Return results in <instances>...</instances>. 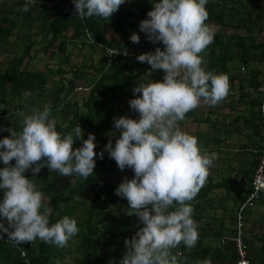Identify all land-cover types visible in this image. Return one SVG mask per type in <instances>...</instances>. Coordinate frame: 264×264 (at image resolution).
I'll list each match as a JSON object with an SVG mask.
<instances>
[{"label": "clouds", "instance_id": "obj_1", "mask_svg": "<svg viewBox=\"0 0 264 264\" xmlns=\"http://www.w3.org/2000/svg\"><path fill=\"white\" fill-rule=\"evenodd\" d=\"M125 2L73 0L74 15L81 20L98 17L108 22ZM151 2L153 7L139 28L150 42H162L164 47L141 53L137 60L149 64L151 72L163 70L165 76L160 81H140L134 87L137 95L129 106L139 118L115 117V131L110 133L115 144L109 139L99 152L100 159L107 152L120 170L129 168L134 172L133 178L123 179L115 194L128 201L126 214L136 215L142 226L125 239L126 252L119 264H180L172 250L181 244L187 248L196 245L198 231L190 202L204 185L217 155L203 151L195 136L181 130L179 122L185 120L186 114L201 103L216 106L222 100L235 102L245 94L256 93L260 95L257 109L261 122L264 94L259 87L264 84L257 89L251 84H245L242 90L232 89L227 76L203 66L201 53L214 39L212 28L205 23L208 0ZM33 3L34 0H25L19 10L27 12ZM140 38L133 33L130 40L139 43ZM118 54L119 51L110 55ZM228 94L234 95L233 100H228ZM17 115L23 117L21 130L9 128L10 135L0 139V161L4 165L0 167V189L4 193L0 200V235L7 234L15 243L39 239L66 248L79 232L77 221L65 215L50 225V210L43 207V193L25 173L31 169L32 176H38L47 166L50 172L88 180L96 167L95 135L84 139L80 124L62 135L49 118L47 107L32 109L30 115ZM76 140L82 144L74 148ZM177 253L180 255V251Z\"/></svg>", "mask_w": 264, "mask_h": 264}, {"label": "trees", "instance_id": "obj_2", "mask_svg": "<svg viewBox=\"0 0 264 264\" xmlns=\"http://www.w3.org/2000/svg\"><path fill=\"white\" fill-rule=\"evenodd\" d=\"M16 1L17 6L14 12L3 10L0 7V48L2 45L8 46L7 38L12 33L16 23L14 17H22L23 20L21 22L30 26L31 12L34 10L35 6L41 5L45 8V11H43V15L38 19L40 25L37 35H42V39L39 43L42 44V50H46L57 43L56 51L59 53L60 59L56 72L60 74L61 77L64 78V75L67 74L66 67L69 64L70 57L74 53L67 49V43L75 44V51L87 46L90 47V53L98 54L94 63L92 55L89 56L93 59H91L92 63L89 67L94 68L97 71V75H95L96 77L92 76L90 79L93 82L92 87L81 104L85 110L80 111L78 109L79 106H76L77 103L75 102L73 108L64 111L63 116H67L68 113L71 114L69 123L65 126L59 124L61 122L55 123L58 131L65 130L66 132H71L72 129L79 124L82 129L89 127L95 129L102 128L100 121H105L110 116L112 111L111 104H113L115 100L120 99L121 92L124 88L132 84L136 86L140 81L148 83L152 80H163L165 76L163 70L151 72V66L149 64L146 62L141 63L137 60V56L141 53L155 51L156 47H164L161 42L160 44H153L149 40L146 42V34L140 31V21L137 22L138 18H147L148 11L153 7L151 0H139L140 4L137 12L131 10L125 2L120 9L113 14L111 20L108 22L98 17L81 20L74 15L75 8L73 0H34L32 7L27 12L19 10L25 4V0ZM153 2H155V0H153ZM206 9L209 16L205 23L209 26L216 25L218 29L214 32L213 42L201 53L204 68L207 71L227 76L229 85H231L233 80H238L240 85L239 89L241 90L245 87V83L251 84V86L257 89L259 85L264 84V71L256 67L264 65V0H208ZM238 29L242 32H237ZM107 30H111V34H108ZM133 33H138L140 35L141 38L139 43L131 42L130 37ZM26 34L28 37L31 36V33L27 32ZM35 43L37 42L31 40L25 44L22 53L15 59L18 65L22 63L30 48ZM2 49L7 50V48L4 47ZM118 49L124 52L127 51L128 54L110 55L114 53V50ZM71 68H73V77L78 79L87 77L81 65L77 67L71 65ZM245 68L249 69L248 77H240V73L243 72ZM44 71L45 70H40L38 68L28 69L25 67L21 69H6L4 71L0 69V131L4 129V124H10V126L17 124L19 127L14 126V128H11L16 131L21 130L22 121L18 122L12 119L7 121L6 119L7 115L11 116L16 113H14L13 110L9 111L7 108L1 107V105L5 104L8 106L10 104V100L6 97L8 93L9 96L11 95V98H19L22 90L29 91L31 96H42L45 93V85L48 79L53 77L51 70ZM138 72L143 75V80L140 79V76H136ZM77 75L79 76L77 77ZM62 79L60 78V81H57L61 84L59 87L60 91L65 89V84ZM71 81L73 82V80ZM76 85L77 84L73 86L74 89L78 88ZM128 92L129 101L137 95L133 92V89H129ZM229 104H232L231 108L234 107L233 102H229ZM16 109L17 108L14 110ZM256 112L257 118L253 117L251 114V118L246 120L251 124L252 135L257 138L256 143L257 141L260 143L259 109H257ZM242 113L243 112L236 114L234 118H232V123L233 121L238 122ZM186 117H190L195 121L201 120L194 110L187 113ZM207 117L210 120L209 115ZM0 139H2L1 135ZM256 143L252 142V145ZM81 144V140H76L73 147H79ZM259 147L258 144L254 149H259ZM103 148H96V167L95 174L92 175V177H89L88 180H84L77 176L78 179L74 181L68 189L65 191L59 190L48 197V205L55 213H60L66 210L67 204L73 202L75 196L80 194L86 186H91L93 199L90 201V207L87 210L84 223L81 225L76 235L79 239V250L81 253L79 260L80 264H101L93 253L94 237L99 233L101 229L100 226L108 220L110 214H101L102 212L100 213V211H98V213L96 212L97 210L95 207L97 206L98 200L103 197V195H106L110 200L114 201L112 202L115 203L116 206H119V209L125 203L128 204L126 199L115 194L117 185L106 180V174L117 167V164L114 159L109 158L107 152L104 154L105 158L103 157V159H100L99 152ZM252 153L256 156L254 151H252ZM251 160L254 168L256 159L252 158ZM11 163L15 164V160ZM0 167H4L2 161H0ZM253 168H248L244 171L245 173H242L240 178L238 177V173L233 176L232 181L235 182L236 185L232 189L236 194H239V191L241 192V179H243L245 175L250 176L251 174L248 175V173H252V170H254ZM45 169H47V166ZM25 175L29 176L31 180L33 179L30 171L27 170ZM133 176L134 172L131 170V172L127 174V177L131 179ZM229 179L213 181V179L209 177L196 197L190 202L193 208L192 218L194 220L200 221L202 214L199 208L203 202L207 201L209 192L213 188H218L220 186L230 187L231 182ZM38 180L40 179L38 178ZM236 196L234 197L236 199L235 204H238L240 200L239 195ZM61 204H66V206L61 209ZM203 206L202 208H204V210L209 209L208 205ZM72 207L70 206V209H72ZM100 210L102 211V209ZM232 212L233 213L227 215V219L230 223L228 227L216 225L217 227L213 229L218 231L216 234L217 237L223 235L230 237L223 246L217 248L219 256L224 253L225 256L229 257L231 262H235L237 254L235 252V242L232 238L235 237L238 232L236 226L237 222L240 220V222L244 224L246 219L243 217L244 210L239 211V206L237 211L234 210ZM125 216L131 218L133 222L136 223V225L129 230L132 236V232L138 231V227L142 225H138V217L136 215L129 216L125 214ZM57 219V216H53V213H51L49 220L50 225L55 223ZM201 227L203 226H197V228ZM241 235L243 242L247 246V253L250 255L251 261L254 264H263V257L258 254L257 247L252 243V238L246 236L244 230L241 231ZM255 235L257 240H264L262 236L258 234ZM202 238V236L198 235L196 245L191 248L193 249L192 254H194L195 258L209 251V245L202 243ZM252 245L258 259H256L255 254L252 253ZM27 246L28 243H0V259L3 264H55V253L51 249L52 245L40 240L37 244V250L28 251L29 249ZM21 248L26 250L28 262L20 255ZM66 248H58L60 255L63 256V251ZM181 248L183 250V252L180 251L181 257L184 255H191L190 250V252H185L186 247L183 244Z\"/></svg>", "mask_w": 264, "mask_h": 264}, {"label": "rangeland", "instance_id": "obj_3", "mask_svg": "<svg viewBox=\"0 0 264 264\" xmlns=\"http://www.w3.org/2000/svg\"><path fill=\"white\" fill-rule=\"evenodd\" d=\"M126 3L128 4V7L137 12L138 6H139V0H126ZM17 1L16 0H0V7L3 10H10L12 12L16 11ZM37 8H40L41 10L45 11V8L41 5H37ZM13 16V14H12ZM16 19L15 27L11 33V35L8 36V46L2 45L0 48V69L1 71L4 70H11V69H21L23 67L28 69H34L38 68L40 70H51L53 73V77H50L48 79L46 85H45V93L42 96H31L29 91L22 90L21 95L19 98H11V95H7L6 97L10 100V104L8 106L1 105V107L7 108V110L11 111L13 110L14 113L11 116L7 115L6 119L7 121L12 119L15 121H18L19 118L23 120L22 116H18V112H23L26 115L32 114V109L37 110H43L45 107H47L50 110V119L54 120L56 122H61L62 126H65L69 123L70 119V113H68L67 116L64 115V111L69 110L70 108H73L74 103L76 102L79 106L80 111H84L85 108L81 106L83 103V100L87 97L89 90L92 87V76L97 75V71L94 68H90L89 65L92 63V58L89 56L92 55L94 58V61L97 59L98 54L96 53H90V47H84L83 49L76 50V46L73 43H67V49L73 53V55L70 57V61L68 66L66 67L67 74L64 75V78L60 76L56 72L58 61H59V53L56 51L57 43L54 46L49 47L46 50L41 49V45L39 42L42 39V35L38 36L36 33L37 29V22H34L33 29L31 30V38L27 36V32H25L23 35H21L20 29H21V20L19 16L14 17ZM143 19H137L138 21H142ZM213 32H215L218 27L216 25H210ZM22 31H25V27H23ZM30 30H28L29 32ZM108 34H111V30H107ZM237 32H242L241 30H237ZM19 33L18 35H16ZM34 40L37 43H35L23 59L21 64H17L15 62V59L18 55L22 53V49L24 48L25 44H27L29 41ZM20 42V47L18 48L15 42ZM146 42H148V39H146ZM162 43V42H161ZM160 44V43H159ZM15 45V46H14ZM159 46V45H158ZM7 48V50H3L2 48ZM17 51V52H16ZM16 54V56H15ZM94 54V55H93ZM92 59V60H91ZM17 65V66H16ZM71 65L73 67L80 66L83 68L84 74L87 76L83 79H78L76 77H73V71L71 68ZM257 68H261L260 70L264 71V65L256 66ZM242 70V69H241ZM44 71V72H45ZM237 72V71H236ZM249 75V69L245 68L243 72L240 73V77H248ZM79 75H77L78 77ZM136 76H140V79L143 80V75L138 72ZM96 77V76H95ZM94 77V78H95ZM60 78L63 80L65 84V89L63 91H60V83L57 82L60 81ZM74 78V79H73ZM73 80V82L71 81ZM77 84L78 88H73V86ZM134 84L131 86L124 88V90L121 92V96L119 100H115L113 104H111V114L110 116L104 121H100L102 128H85L84 129V139H87L89 134H94L96 138V148H103L108 143L109 139H112L113 145L115 144V138L110 135L111 132L115 131L114 129V118L117 116H124L128 115L134 118H139V114L134 112L130 109L129 106V89H134ZM258 94L252 93V98H256ZM230 97V98H229ZM234 97L233 94H228L227 98L228 100H233ZM11 98V99H10ZM260 98V95H258L257 100ZM226 99V98H225ZM250 106H244L242 102L234 103V107L231 108L229 101L222 100L220 103H218L216 106H213L216 108L215 111L218 112L220 115L218 116L219 123H215V126L219 127V133L223 134L221 138H223V141L221 144H219L217 147L213 144L214 140L207 139V133L209 137L210 130L208 132L207 123H199L195 124L193 122H190V118L186 117L184 121L179 122V126L181 130L187 132L190 135L195 136L197 139L200 137V134H203L204 136V143L200 139H198L199 146L203 151H207L209 154L216 153L217 159L214 161L212 167L209 169V174L206 178L205 183L209 179V175L212 174L213 181H221L222 179H229V181L232 184V187H225L220 186L218 188H213L208 196L207 201L203 202L200 206V212L202 214V217L200 221H195L197 226H203L201 228H197L198 234L203 235L205 232H208V235L213 234L211 231V226H214L215 224L218 225L220 220L226 221L227 218L225 214H227L226 207L230 208L231 206H235L234 203L236 202L235 197V191L232 189L235 186V182H233L232 178L234 174L240 173L238 176L242 175L245 169L246 162L249 161L248 159H252L251 153L252 150L244 149L242 147V139L240 142L237 141V136L239 137L241 135V131H243L246 127L247 121H243V119H250L251 114L253 117L257 118V103L253 102ZM17 108L16 110H14ZM208 108V105H205L203 103L200 104L199 107L194 109L198 117L201 116L202 112L201 110L204 109L206 112V109ZM243 110L244 113L241 114L240 119L238 122L232 123V118L236 114L240 113L237 110ZM253 111V112H252ZM252 112V113H251ZM9 113V112H8ZM204 113V112H203ZM252 117V118H253ZM213 119V118H212ZM231 123H230V122ZM17 123V122H16ZM196 126L198 128V131L196 130ZM237 127V132H233L230 135H227L225 129L231 128L234 130V128ZM197 131V132H196ZM59 132L64 135L67 134L65 130H59ZM224 132V133H223ZM2 131H0L1 135ZM119 133H117V136ZM253 142L256 143L257 138L253 136ZM207 143L210 147H206ZM105 158V157H104ZM132 169L126 168L123 171L120 170L118 167H115L111 171H109L106 174V180L110 183H115L117 187L119 184L123 181L125 177H127V174L131 172ZM28 171L31 172L32 170L29 169ZM95 172L93 173V175ZM33 183L36 184V187L39 191L43 193L44 201H43V207L49 209V220L51 213H53V216H57V220L61 219L63 216L67 215L70 218H74L77 221L78 228L80 230L81 225L84 223V219L87 215V210L90 207V201L93 199V191L91 190V186H86L83 191L75 196V199L73 202L66 204H61L60 208L63 209V207L66 206V210L63 212H54V210L48 205V197L52 193H55L59 190L65 191L68 189L71 184L74 183L78 178L77 176H62L57 172H50L49 168L42 169L38 176H32ZM75 177V178H74ZM38 178L40 180H38ZM3 191V190H0ZM3 197V196H1ZM113 200H110V198L106 195H103L98 202H97V210L96 212L100 211L101 214L107 213L110 214V217L108 220H106L101 226L99 233L94 237V244H93V250L94 255L98 260L101 262V264H119L120 259L124 256L126 252L125 248V239L132 237L130 235V229L131 227L136 225L135 222L131 218H127L125 216L126 209L128 207V204L125 203L122 207L116 206L115 203L112 202ZM238 202V201H237ZM203 205H208L209 209L204 210ZM70 206L72 209H70ZM240 206V203L238 204ZM252 206V205H249ZM247 206L243 217L246 219V217H254L257 219L260 216V212H264V204L261 202H256L254 208H250ZM102 209V211L100 210ZM43 212V208L41 209ZM232 212V210H230ZM262 220L258 219V221L253 220V222L245 221L244 224L241 222H238V224H241L242 230H244V233H248V237H250L249 229L255 228L256 232L255 234H258L259 236H262L264 238V221H263V215H261ZM255 221V222H254ZM253 223V224H252ZM240 227V228H241ZM134 230V229H133ZM241 230V229H240ZM257 237L255 235L254 240H256ZM40 240L37 239L33 242L28 243V251L30 250H37V244ZM68 247L63 251V256L60 255L58 251V247L52 245L51 249L55 253L54 263L55 264H80V250H79V239L77 236L73 237L69 240ZM259 241V240H258ZM264 241V240H262ZM208 238L203 239V243L207 244L210 243ZM214 243L218 244V241H213ZM253 243V242H252ZM262 243V244H261ZM261 245L264 246V242H260ZM258 242H254L253 245L257 247L258 254L264 256V247H261ZM252 247V253L255 254L256 251H254V248ZM179 249L175 251L173 249L172 251L174 254H176L180 260V264H194L195 258L194 255H191V262L189 261L188 255L180 256L177 252L182 251L181 246H178ZM190 248L186 247L185 252H189ZM183 254V253H182ZM256 259L258 257L255 254ZM204 263V262H202ZM0 264H3L2 260L0 259ZM238 264V263H233Z\"/></svg>", "mask_w": 264, "mask_h": 264}, {"label": "crops", "instance_id": "obj_4", "mask_svg": "<svg viewBox=\"0 0 264 264\" xmlns=\"http://www.w3.org/2000/svg\"><path fill=\"white\" fill-rule=\"evenodd\" d=\"M1 1H3V0H1ZM43 15V10H41L40 8H37V6H35L34 7V10L31 12V14H30V16H31V25L30 26H27L24 22L22 23L21 22V29H20V32L19 33H21V35H23L25 32H28V30H30L28 33H31V30L33 29V25H34V22H37L38 24H37V29H36V33L38 32V28H39V21H38V19L40 18V16H42ZM20 19H22L23 20V18L22 17H20ZM21 20V21H22ZM23 27H25V31L23 32L22 31V29H23ZM19 33H17L16 35H18ZM11 35V34H10ZM8 41V40H7ZM16 43V45H17V47L19 48L20 47V42L18 41H16L15 42ZM9 45V44H8ZM15 46V45H14ZM17 52V51H16ZM15 56H16V54H15ZM245 84H248V83H245ZM232 89H234V88H236V89H238L239 87L238 86H240L239 85V83H238V80H233V82L231 83V85H229ZM236 94V93H235ZM8 95H9V93H8ZM257 97L256 98H252V96H251V94L250 95H247V94H245V97H241V99H238L237 101H236V103H239V102H242L243 104H245L244 106H248V104H250V106L252 105V104H254L253 102H255V103H257L258 102V100H257V98H258V95H256ZM229 102H232V101H229ZM233 103H235V102H233ZM258 104V103H257ZM231 105L232 104H230V107H231ZM216 108H219V106L218 107H216ZM216 108H214L213 106H208V108L206 109V112L204 111V109H202L201 110V112H202V116H200L199 118L201 119L200 121H195V120H192L190 117V122H193V123H195V124H199V123H207V128H208V132H209V130H210V133H209V137H208V133H207V139H211V140H214V143H213V141H212V144H213V148H215L214 147V144H215V146L217 147L219 144H221L222 143V141H223V138H221L222 136H223V134L221 135V134H218L219 133V127H217V126H215V124L214 123H212V122H215V123H219V120H218V116L220 115L218 112H216L215 111V109ZM239 110V109H238ZM244 110V109H243ZM241 111L240 110V113L241 112H245V111ZM256 111H257V109H256ZM195 112H198L197 110L195 111ZM204 112V113H203ZM209 115V117H210V120L208 119V116ZM213 118V119H212ZM233 118H234V116H233ZM233 120V119H232ZM22 120L19 118V120H18V122H21ZM243 121H247L246 119H243ZM233 122H236L237 123V121H233ZM19 124V123H18ZM246 125V127H245V129L243 130V131H241V135L238 137L237 136V141L238 142H240L241 141V139H242V147L244 148V149H249V150H252V151H254L255 152V150L256 149H254L258 144H259V141H257V143L255 144V145H252V142H253V135H252V127H251V124H249L248 123V121H247V123L245 124ZM4 126V129L2 130V134H1V137H2V139L5 137V136H7V135H10V133L7 131V129H9V128H11V127H13L14 128V126L15 127H19L17 124L16 125H12V126H10V124H4L3 125ZM199 128V127H198ZM198 128H197V126H196V130L198 131ZM196 131V132H197ZM224 132H226L227 133V135H230L231 133H235V132H237V127H235L234 128V130H232L231 128H227V129H225V131ZM223 132V133H224ZM201 138V140L203 141V143H204V136H203V134H200V137H198V139H200ZM206 147H210L209 145H208V143H207V146ZM256 154V153H255ZM251 155H253L252 156V158H255V156H254V154L253 153H251ZM249 161H247L246 162V165H245V169H244V171H246L248 168H253V164H252V160L251 159H248ZM255 167V166H254ZM254 169V168H253ZM244 171H241V172H243V173H245ZM253 171V170H252ZM250 174H252V173H248V175H250ZM235 175V174H234ZM233 175V176H234ZM238 175H240V173H238ZM209 177L210 178H213V176H212V174H210L209 175ZM244 181H243V179H241V192L239 191V194L237 193H235V196L236 195H239V202H238V204L239 203H241L243 200H244V197H245V191H244ZM235 185H236V183H235ZM232 186V184L230 185V187ZM235 187V186H234ZM0 190H2V189H0ZM240 190V189H239ZM243 190V191H242ZM3 191H0V200H2L3 199V197H1V196H3ZM237 197V196H236ZM235 199V198H234ZM257 202H261V203H263L264 204V192H262V194H261V197H260V199L257 201ZM238 204L236 203H234V205L235 206H231L230 208H228V207H226L225 209L227 210L226 212H227V214H225L226 215V217H227V215H229V213H233V212H230L229 211V209L230 210H232V211H237V209H238ZM251 209L252 208H254L255 207V203L252 205V206H249ZM247 208V207H246ZM246 208H245V210H246ZM245 210H244V212H245ZM264 211V210H263ZM260 214V216L256 219L255 217L256 216H254V217H246V220L247 221H250V222H253V220H256V221H258V219H260V220H262V218H261V215H263V221H264V212H260L259 213ZM226 221H223V220H220V222H219V224L217 225V226H219V225H223V227H228V225L230 224L229 223V221H228V219L226 218L225 219ZM5 222V224H7V221L5 220L4 221ZM255 222V221H254ZM253 224V223H252ZM216 224L214 225V226H211V232L213 233V234H210V235H208V232L206 233H204L203 235H201V234H198L199 236H202L203 238H202V243H203V239L204 238H208L209 239V241H211L210 243H207L208 245H209V251H206V252H204L202 255H200V257H197V258H195V261H194V264H206V262H207V264H233L234 262H231L230 260H229V257L228 256H225V254H224V256H223V254L221 255V256H219V252L217 251V248L218 247H221V246H223V244H222V239L223 238H225V237H227L226 235H223V236H221V237H217L216 236V234H217V232L218 231H216V230H214L216 227ZM214 228V229H213ZM249 233H250V238H252V242L254 243V242H258V244H260V242H264V241H258L257 239L256 240H254V238H255V232H256V230H255V228L253 229V228H250L249 230ZM226 234V233H225ZM246 236H248V233L246 232ZM218 241V244H216V243H214L213 241ZM262 244V243H261ZM260 244V246L261 247H264L263 245H261ZM182 245V244H181ZM180 245V246H181ZM193 248V247H192ZM179 249V247H177L176 249H175V251L176 250H178ZM174 251V252H175ZM191 251V252H190ZM190 253H191V255H194V254H192V252H193V249H191L190 248ZM189 253V254H190ZM191 255L190 256H188L189 257V261L191 262ZM261 257H263V260H264V256H263V254L261 255ZM202 262H204V263H202ZM263 264H264V262H263Z\"/></svg>", "mask_w": 264, "mask_h": 264}, {"label": "built area", "instance_id": "obj_5", "mask_svg": "<svg viewBox=\"0 0 264 264\" xmlns=\"http://www.w3.org/2000/svg\"><path fill=\"white\" fill-rule=\"evenodd\" d=\"M119 51V54H124L125 52L121 49L114 50V52ZM259 90L262 91L264 94V85L259 87ZM261 110V122H260V143H259V149L255 150L256 156V165L254 167V170L250 176L245 175L243 177L244 181V191H245V197L244 200L240 203L239 211L244 210L247 206L252 205L254 201L258 200L261 196V193L264 191V97L261 102L260 106ZM240 219V217H239ZM240 222V220L238 221ZM237 222V223H238ZM241 224H237L238 232L235 237L232 239L235 242V252L237 254L235 263L238 264H254L251 259L250 255L247 253V246L242 240L241 230H240ZM230 237H225L222 239V244H224ZM0 243L4 244H11L13 241L8 239L7 234L0 235ZM20 255L25 259L26 262H28V259L26 258V250L24 248H21Z\"/></svg>", "mask_w": 264, "mask_h": 264}]
</instances>
